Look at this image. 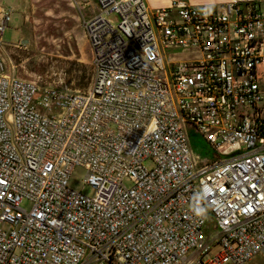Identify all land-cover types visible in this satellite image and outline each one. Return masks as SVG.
<instances>
[{
  "label": "built area",
  "instance_id": "1",
  "mask_svg": "<svg viewBox=\"0 0 264 264\" xmlns=\"http://www.w3.org/2000/svg\"><path fill=\"white\" fill-rule=\"evenodd\" d=\"M95 2L80 92L8 74L0 6V264L264 256V0ZM185 124L213 152L200 167Z\"/></svg>",
  "mask_w": 264,
  "mask_h": 264
},
{
  "label": "rangeland",
  "instance_id": "2",
  "mask_svg": "<svg viewBox=\"0 0 264 264\" xmlns=\"http://www.w3.org/2000/svg\"><path fill=\"white\" fill-rule=\"evenodd\" d=\"M0 6L10 13L2 37L10 76L69 92L91 87L92 55L79 10L70 0H0ZM188 54L181 53L178 58ZM198 138L201 156L213 158L211 148L199 133ZM144 165L150 167L149 162ZM86 173V168H75L69 187L92 196L93 189L83 184ZM21 208L29 210L30 204L23 201ZM248 264H264V256L253 258Z\"/></svg>",
  "mask_w": 264,
  "mask_h": 264
},
{
  "label": "crops",
  "instance_id": "3",
  "mask_svg": "<svg viewBox=\"0 0 264 264\" xmlns=\"http://www.w3.org/2000/svg\"><path fill=\"white\" fill-rule=\"evenodd\" d=\"M171 0H145L148 8L153 10L158 7H168ZM189 5H214L220 6L230 0H183ZM81 18L86 19L93 15L97 10V4L94 0H76Z\"/></svg>",
  "mask_w": 264,
  "mask_h": 264
},
{
  "label": "water",
  "instance_id": "4",
  "mask_svg": "<svg viewBox=\"0 0 264 264\" xmlns=\"http://www.w3.org/2000/svg\"><path fill=\"white\" fill-rule=\"evenodd\" d=\"M185 128H186V132L188 134L189 137V142H190V146H191V150L193 153V156L196 160V164L198 167H200L203 163H201V153L199 152L200 148H199V138H198V132L196 131V129L188 124H185ZM197 136V138H195L194 136Z\"/></svg>",
  "mask_w": 264,
  "mask_h": 264
}]
</instances>
